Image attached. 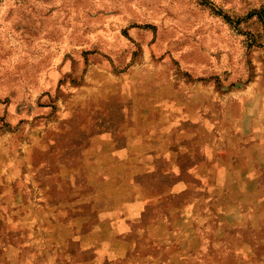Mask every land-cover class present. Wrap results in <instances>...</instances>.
Listing matches in <instances>:
<instances>
[{"label":"rangeland","instance_id":"obj_1","mask_svg":"<svg viewBox=\"0 0 264 264\" xmlns=\"http://www.w3.org/2000/svg\"><path fill=\"white\" fill-rule=\"evenodd\" d=\"M0 264H264V0H0Z\"/></svg>","mask_w":264,"mask_h":264}]
</instances>
